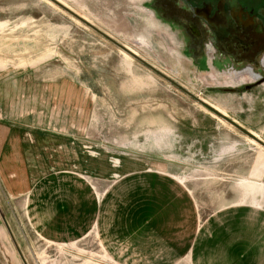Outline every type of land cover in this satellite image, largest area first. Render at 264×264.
<instances>
[{
	"label": "rangeland",
	"instance_id": "374dc122",
	"mask_svg": "<svg viewBox=\"0 0 264 264\" xmlns=\"http://www.w3.org/2000/svg\"><path fill=\"white\" fill-rule=\"evenodd\" d=\"M58 1L264 143V82L234 93L253 81L248 72L233 83L236 76L226 67L198 69L181 40L153 15L149 0ZM3 119L18 122L31 142L32 132L46 133L43 151L59 160L47 173L67 171L64 181L79 180L96 200L110 187L125 206L157 199L161 231L173 218L167 204L180 201L172 232L178 241L183 235L191 240L195 230L199 236L205 219L222 209L264 213L263 147L46 0H0ZM19 158H0V264H122L95 223L70 238L37 234L26 195L9 192L10 170L15 161L23 166ZM25 158L40 164L34 154ZM106 164L113 171L134 165L145 172L121 176L124 168L101 181ZM147 207L130 213L132 228L142 225L136 218L152 216V204Z\"/></svg>",
	"mask_w": 264,
	"mask_h": 264
},
{
	"label": "crops",
	"instance_id": "0c3cea01",
	"mask_svg": "<svg viewBox=\"0 0 264 264\" xmlns=\"http://www.w3.org/2000/svg\"><path fill=\"white\" fill-rule=\"evenodd\" d=\"M241 72L231 73L236 76L234 82H231L237 83V77ZM249 75L251 79L247 80L255 78L254 75L250 73ZM239 82H243L242 79ZM18 124L5 119L0 122V158L6 154L9 157L13 155L23 157L19 158L20 162L23 161V166L15 161L20 168L16 166V170H10L12 174L8 175V178L12 181L10 186L14 190L9 192L13 194L12 196L26 195L28 220L38 235L51 239L75 237L95 223L110 253H114V257H117L115 259L122 264H176L186 256L189 258L186 261L188 264H215V261L218 262L216 264H264L263 212L257 213L242 206L219 210L205 219L199 236L195 230L189 238L191 240H185L183 237L186 238L187 235H183L178 241L177 233L172 232H175L174 229L177 227L174 221L179 219L176 206L180 201L167 204L174 212L173 218L166 220L163 217L167 221V227H163L161 231L160 203L157 199H153L152 202L134 199L125 206V198L116 200L110 187L104 190L107 194L96 200L90 187L81 184L79 180L70 177L68 181H64L63 173L67 171L47 173L51 165L59 161L57 155H50L48 158L43 151L46 147H42L40 142L48 135L32 132L31 140L34 139V142H31L27 140V134L23 132L22 127L16 126ZM54 149L53 146L52 151ZM31 154H34L36 163L40 161V164L33 166L32 158H25ZM93 164L95 165V160ZM104 166V174L98 175L101 181L107 180L113 173L126 172L124 168L127 172L121 176L145 172L134 165L129 167L120 165L121 169L114 171L109 165ZM91 174L97 177V173ZM262 184L264 185V182ZM248 188L252 190L250 186ZM254 192L257 193V190ZM260 196L264 199V195ZM184 199L187 201L186 197ZM150 203L152 216L136 218L134 221L142 225L135 223L136 227L132 228L134 224L130 213L134 216L135 213L147 209V204ZM138 226L149 232H144ZM139 236L141 239H138ZM192 242L195 247L191 246ZM118 243L127 248L122 247L121 250L116 246Z\"/></svg>",
	"mask_w": 264,
	"mask_h": 264
},
{
	"label": "flooded vegetation",
	"instance_id": "af4514ba",
	"mask_svg": "<svg viewBox=\"0 0 264 264\" xmlns=\"http://www.w3.org/2000/svg\"><path fill=\"white\" fill-rule=\"evenodd\" d=\"M147 5L198 69L209 63L255 76L234 93L264 82V0H149Z\"/></svg>",
	"mask_w": 264,
	"mask_h": 264
},
{
	"label": "water",
	"instance_id": "95a60500",
	"mask_svg": "<svg viewBox=\"0 0 264 264\" xmlns=\"http://www.w3.org/2000/svg\"><path fill=\"white\" fill-rule=\"evenodd\" d=\"M46 1H48L53 6L57 7L58 9H60L61 11H63L67 15H69L71 18H73L74 20H76L77 22H79L80 24H82L83 26L87 27L88 29H90L91 31H93L94 33H96L98 36H100L101 38H103L104 40H106L107 42H109L110 44H112L114 47H116L120 52H123L124 54H126L127 56H129L131 59H133V60L137 61L138 63H140L141 65H143L149 71H151L152 73H154L155 75H157L158 77H160L161 79H163L164 81H166L167 83H169L170 85H172L173 87H175L176 89H178L179 91H181L182 93L186 94L188 97H190L191 99H193L198 104L204 106L205 108H207L208 110H210L211 112H213L219 119H221L225 123L229 124L230 126L234 127L238 131L244 133L246 136H248L250 139H252L255 143H257L258 145H260L261 147L264 148V143L262 141H260L258 138L254 137L248 131L243 130L241 127H239L238 125H236L233 121L229 120L225 115H223L219 111L215 110L213 107H211L210 105H208L207 103H205L203 100H201L200 98H198L193 93L187 91L184 87H182L181 85H179L178 83H176L175 81H173L171 78H169L167 75H165L164 73L160 72L158 69H156L155 67H153L152 65H150L149 63H147L146 61H144L137 54L133 53L131 50H129L123 44L117 42L115 39H113L107 33H105L104 31H102L101 29H99L98 27H96L95 25H93L92 23H90L89 21H87L86 19L82 18L80 15H78L77 13H75L73 10H71L70 8H68L66 5L60 3L57 0H46ZM222 90L223 91H226V89H222ZM231 90L232 89H229V91H231Z\"/></svg>",
	"mask_w": 264,
	"mask_h": 264
},
{
	"label": "bare ground",
	"instance_id": "6f19581e",
	"mask_svg": "<svg viewBox=\"0 0 264 264\" xmlns=\"http://www.w3.org/2000/svg\"><path fill=\"white\" fill-rule=\"evenodd\" d=\"M58 1V0H57ZM60 2V1H59ZM61 3V2H60ZM63 4V3H62ZM68 7V6H67ZM69 8V7H68ZM71 9V8H70ZM82 17V16H81ZM83 18V17H82ZM126 47V46H125ZM128 48V47H127ZM129 50H131L130 48H128ZM132 51V50H131ZM133 53H135L134 51H132ZM123 53V52H122ZM136 54V53H135ZM204 101V100H203ZM205 102V101H204ZM206 103V102H205ZM208 104V103H207ZM210 105V104H208ZM211 107H213L212 105H210ZM215 110L219 111L218 109H216L215 107H213ZM220 112V111H219ZM222 113V112H220ZM223 114V113H222ZM224 115V114H223ZM252 140V139H251Z\"/></svg>",
	"mask_w": 264,
	"mask_h": 264
}]
</instances>
